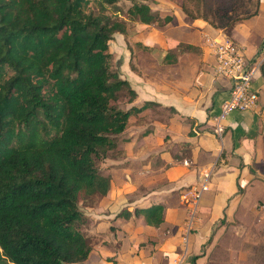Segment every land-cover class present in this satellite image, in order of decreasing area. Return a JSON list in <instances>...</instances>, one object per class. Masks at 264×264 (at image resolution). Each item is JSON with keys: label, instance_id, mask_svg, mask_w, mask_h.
Masks as SVG:
<instances>
[{"label": "trees", "instance_id": "1", "mask_svg": "<svg viewBox=\"0 0 264 264\" xmlns=\"http://www.w3.org/2000/svg\"><path fill=\"white\" fill-rule=\"evenodd\" d=\"M118 1L0 0V264L88 256L78 202L106 194L109 177L97 163L116 150L129 117L155 105L118 107L120 92L126 103L135 96L108 51L112 34L126 33ZM257 3L226 24L253 15ZM151 9L138 0L122 15L147 25L157 20ZM258 70L264 82V57ZM134 214L157 226L163 206Z\"/></svg>", "mask_w": 264, "mask_h": 264}, {"label": "crops", "instance_id": "2", "mask_svg": "<svg viewBox=\"0 0 264 264\" xmlns=\"http://www.w3.org/2000/svg\"><path fill=\"white\" fill-rule=\"evenodd\" d=\"M152 27L145 35L137 34L136 41L156 46V52L138 51L131 64V54L125 49L120 74L135 94L123 110L144 102L155 104L130 116L128 123L149 121L126 125L118 134L126 157L122 163L136 158L142 163L140 172L129 173L125 166L119 184L111 181L106 193L116 198L117 206L100 202L84 213L86 219L107 222L110 235L100 238L96 248L90 246V261L76 264H97V260L99 264H171L177 256H182V264H264V233L259 229L255 236H260L257 242L262 257L253 254L252 248L234 250L224 245L221 261L214 260L220 253L213 246L221 228L212 239L210 235L223 215L233 209L241 194L264 200V82L257 68L250 82L257 95L256 106L230 112L218 138L211 131V119L230 83L214 74V56L205 41L206 36L229 39L241 48L245 60L259 64L264 57V0H258L255 13L247 19L225 22L223 27L197 17H173L159 28ZM152 32L157 37L152 43L157 45L147 42ZM154 110L159 114L149 119ZM161 115L165 121L157 124L154 119ZM156 143L164 148H156ZM153 153L157 157L150 167L144 161ZM118 154L107 156L102 161L104 168L122 164ZM205 171H209L207 189L198 201L195 223L185 234L186 205L180 195L185 187L198 184ZM156 203L163 206L159 225L145 224L142 216L134 214L135 208ZM240 221L253 226V221ZM254 225L264 226V218Z\"/></svg>", "mask_w": 264, "mask_h": 264}, {"label": "rangeland", "instance_id": "3", "mask_svg": "<svg viewBox=\"0 0 264 264\" xmlns=\"http://www.w3.org/2000/svg\"><path fill=\"white\" fill-rule=\"evenodd\" d=\"M136 1L138 0H124L117 2L118 7L120 8V12H118L117 14V19H125L126 33L122 35L115 32L112 34V38L108 42V51L111 54L112 67L117 72L119 78L125 61V49H127L131 54V64H133V60H136L135 54L138 51L142 52L153 49V51L156 52V46H148L144 45L143 42L136 41V39L138 40L137 34L145 35L147 32L150 31L151 26H153L154 28L161 27L162 25L167 23L163 22L165 16H171V18L174 17V19L177 18L180 20H183V18L187 19L188 17H197L200 19H204L215 27H223L227 19L230 20L234 17H239L243 15L247 10H251L254 8V0H141V2L151 5V10L155 11L157 16V20L155 22L144 25L136 20L127 19L126 15H122V12L125 11L132 4V2ZM89 8L94 11L97 7L90 3ZM107 13H111V11H107ZM153 39L157 41V37L154 32L150 33L147 38V42L152 43ZM159 42L163 43V38H161ZM152 44L157 45V43ZM160 53L161 55H163L165 53V50H162ZM125 101L126 97L124 96V92H120L118 94V107L120 109H124V107L126 106ZM157 114L159 113L154 110L153 113H150L149 119L157 117ZM161 117L162 118H155L154 121L157 124H159L160 122H164L165 118L162 115ZM142 121L149 120L146 118L145 120L136 119L135 121L127 123L126 125L129 126L131 124H139ZM116 138L117 149L108 152L107 156L113 157L115 155V152L117 154L119 153L117 155V160L119 161V163H122L123 160L126 158L122 151V146L120 145V141L122 138L119 135H116ZM155 147L164 148L161 144L157 143ZM156 157L157 155L153 153L149 155L147 159H145L144 163L148 164V162H150L151 160H155ZM102 161L97 163V167L99 168L101 174H107L109 176V186L107 192L110 190L111 181L116 185L119 184V178L120 175H123L125 166L127 167V172H133L138 175V173L140 172L139 168H141L140 165L142 164L138 160H136V158H134V160H128L127 162L117 165L116 167L109 166L107 168H104V164L102 163ZM148 165H150L151 167L152 162H150ZM140 189L141 188L137 189L136 191L140 192ZM136 191L135 194L137 193ZM126 195L131 196L133 194L131 192H126ZM252 196V194H241L237 204L233 207L230 212H226L223 215V217L219 220L218 225L212 231L210 239L215 237V230L217 228H221L219 232L220 234L215 239L213 246L214 251H220L217 256L215 254V256L217 257H214L215 261H221L220 257L224 255L222 253V248H225L224 245H230V247L233 246L234 250H239L244 247L252 248L253 254L255 253L257 255H260L261 257L263 256V253L259 249L260 245L257 242L260 241V236L255 235L257 234L256 229L263 230L264 233V226H256L254 224L257 223L259 219L264 218V200L261 197L254 199L255 196ZM115 199L116 198H114L110 193H106L102 196L94 195L90 198L80 200L78 202V206L80 210L85 213L92 210L94 207L99 206L98 203L100 202H103V204L111 203L112 206H117ZM109 200L112 202H110ZM87 219L88 220L86 221V223L83 224L80 229L86 235L89 245L93 248H96L97 245H99L98 242L100 238L107 239L110 235V230L108 227L109 225L107 222L101 220H93L91 218ZM240 219L253 221V226L243 225V222H241ZM247 228L248 230L252 228V230L247 231ZM244 242L247 243V245L244 244L243 247H240ZM92 255L93 253L91 252L84 263L90 261ZM96 263L99 264V261L97 260Z\"/></svg>", "mask_w": 264, "mask_h": 264}, {"label": "built area", "instance_id": "4", "mask_svg": "<svg viewBox=\"0 0 264 264\" xmlns=\"http://www.w3.org/2000/svg\"><path fill=\"white\" fill-rule=\"evenodd\" d=\"M205 41L214 56V74L227 79L230 83L218 112L211 119V131L220 138L223 122L230 112L250 110L256 106L257 95L251 89L250 82L258 64L245 60L241 48L229 39H210L206 36ZM208 177L209 171L203 172L202 180L198 184L188 186L180 195L186 205L185 234L195 223L198 201L201 193L207 189ZM140 264H152V262L145 261ZM171 264H182V256L175 257Z\"/></svg>", "mask_w": 264, "mask_h": 264}]
</instances>
